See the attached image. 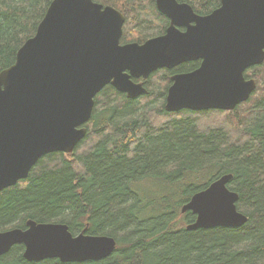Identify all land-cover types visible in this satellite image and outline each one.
I'll use <instances>...</instances> for the list:
<instances>
[{
    "label": "trees",
    "instance_id": "1",
    "mask_svg": "<svg viewBox=\"0 0 264 264\" xmlns=\"http://www.w3.org/2000/svg\"><path fill=\"white\" fill-rule=\"evenodd\" d=\"M50 1L0 0V70L14 62ZM93 1L122 13L121 43H142L144 28L156 26L157 35L167 26L154 0ZM179 1L202 15L220 4ZM198 63L151 72L139 79L147 93L135 98L105 85L69 157L48 153L26 178L0 190V231L25 228L28 219L60 222L72 234L113 237L111 255L29 261L17 244L0 256V264H264V61L244 73L255 80L248 99L218 118L211 113L226 110H164L172 73ZM225 173L232 176L227 187L238 194L236 206L246 222L186 229L195 214L182 213V205Z\"/></svg>",
    "mask_w": 264,
    "mask_h": 264
},
{
    "label": "water",
    "instance_id": "2",
    "mask_svg": "<svg viewBox=\"0 0 264 264\" xmlns=\"http://www.w3.org/2000/svg\"><path fill=\"white\" fill-rule=\"evenodd\" d=\"M170 23L142 43H121L124 16L93 0H51L33 35L0 70V190L27 177L51 152L69 154L86 133L94 97L111 85L128 98L147 93L142 82L160 68L199 60L171 75L164 110H231L255 88L249 67L264 61V0H220L197 14L177 0H154ZM179 27H183L181 30ZM225 173L195 192L180 211L195 219L186 229L238 227L247 216ZM25 228L0 231V256L23 246L26 260H101L116 242L108 235L72 234L66 224L28 219Z\"/></svg>",
    "mask_w": 264,
    "mask_h": 264
},
{
    "label": "rangeland",
    "instance_id": "3",
    "mask_svg": "<svg viewBox=\"0 0 264 264\" xmlns=\"http://www.w3.org/2000/svg\"><path fill=\"white\" fill-rule=\"evenodd\" d=\"M158 30V28L156 27V26H154V25H152V26H150V27H147V28H144L141 32H142V34L144 35V38L143 39H147V38H150V37H153V36H155L156 35V31ZM128 41H131V40H128ZM227 113V111H225V112H223V113H220V112H215V113H211V116H213L214 118L215 117H217L218 118V116H220V114H226ZM219 114V115H218ZM213 118V119H214ZM212 119V120H213ZM68 157H69V155L68 154H66Z\"/></svg>",
    "mask_w": 264,
    "mask_h": 264
},
{
    "label": "flooded vegetation",
    "instance_id": "4",
    "mask_svg": "<svg viewBox=\"0 0 264 264\" xmlns=\"http://www.w3.org/2000/svg\"><path fill=\"white\" fill-rule=\"evenodd\" d=\"M178 1V3H183V2H186V1H179V0H177ZM186 3H188V2H186ZM189 4V3H188ZM190 5V4H189ZM191 6V5H190ZM192 7V6H191ZM192 9L194 10V8L192 7ZM194 12H196L195 10H194ZM197 13V12H196ZM197 14H199V13H197ZM200 15H202V14H200ZM164 17H166V16H164ZM166 19H167V26L169 25V23H170V20L166 17ZM167 26H165V29L167 28ZM165 29H164V31H165ZM179 29H181V30H183L184 28L183 27H179ZM163 31V32H164ZM163 32H161V33H159V34H157V35H155V36H158V35H161ZM154 37V36H153ZM146 40V39H145ZM144 40V41H145ZM133 42V41H132ZM199 64V63H198ZM196 68V67H195ZM194 68V69H195ZM193 70V69H192ZM183 72H188V71H183ZM175 73H181V72H174V73H172V75L173 74H175ZM135 81H139V79H137V80H135ZM172 83V81H171V76H170V83H169V85ZM168 85V86H169ZM168 88V87H167ZM167 90V89H166ZM166 95V94H165ZM164 101H165V98H164ZM164 105V104H163ZM208 110H210V109H208ZM214 110H218V109H214Z\"/></svg>",
    "mask_w": 264,
    "mask_h": 264
}]
</instances>
